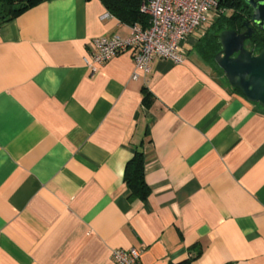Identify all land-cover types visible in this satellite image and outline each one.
Returning <instances> with one entry per match:
<instances>
[{
  "label": "crops",
  "instance_id": "0c3cea01",
  "mask_svg": "<svg viewBox=\"0 0 264 264\" xmlns=\"http://www.w3.org/2000/svg\"><path fill=\"white\" fill-rule=\"evenodd\" d=\"M115 35L130 26L100 0L0 25V264H114L131 248L139 264H264V109L201 57L199 32L180 65L131 80L121 53L91 73L92 41ZM140 147L142 202L123 183Z\"/></svg>",
  "mask_w": 264,
  "mask_h": 264
},
{
  "label": "built area",
  "instance_id": "2783aa9c",
  "mask_svg": "<svg viewBox=\"0 0 264 264\" xmlns=\"http://www.w3.org/2000/svg\"><path fill=\"white\" fill-rule=\"evenodd\" d=\"M223 0H145L140 7L148 18V26H130V36L100 37L92 41L94 52L86 61L91 73L97 67L121 53H130L134 61L131 80L150 71L155 60H165L172 65L184 62L183 44L194 32L202 36L212 19L221 16L225 9L219 7ZM136 249H115L111 252L114 264H139Z\"/></svg>",
  "mask_w": 264,
  "mask_h": 264
},
{
  "label": "trees",
  "instance_id": "16d2710c",
  "mask_svg": "<svg viewBox=\"0 0 264 264\" xmlns=\"http://www.w3.org/2000/svg\"><path fill=\"white\" fill-rule=\"evenodd\" d=\"M44 1L47 0H0V25L12 21L25 11ZM100 1L104 4L108 12L121 23L128 26L140 24L142 28L148 26L147 16L142 14L139 10L141 3L145 0ZM219 7L223 9H232L234 12L233 16L227 19L228 23L226 26L213 24L202 36V39L197 46V50L201 57L205 61L211 63H214V57L219 51V45L216 38L217 34L227 28L239 29L241 23L246 20V14L249 13V9L243 0H223L219 3ZM222 15L217 17L218 21L216 23L224 20L221 18ZM246 48L249 51H252L253 54H257L264 49V34L256 32L247 42ZM235 90L240 93L237 89ZM123 183L128 189V198L130 200L142 202L149 196L150 188L145 180L144 155L141 147L135 150L131 159L126 163L123 171ZM199 252L198 255L200 254ZM188 262L189 261L183 264H188Z\"/></svg>",
  "mask_w": 264,
  "mask_h": 264
},
{
  "label": "water",
  "instance_id": "95a60500",
  "mask_svg": "<svg viewBox=\"0 0 264 264\" xmlns=\"http://www.w3.org/2000/svg\"><path fill=\"white\" fill-rule=\"evenodd\" d=\"M243 1L249 9L246 20L239 29L227 28L217 34L219 51L214 63L231 88L264 109V49L253 54L246 48L256 32L264 34V0Z\"/></svg>",
  "mask_w": 264,
  "mask_h": 264
},
{
  "label": "flooded vegetation",
  "instance_id": "af4514ba",
  "mask_svg": "<svg viewBox=\"0 0 264 264\" xmlns=\"http://www.w3.org/2000/svg\"><path fill=\"white\" fill-rule=\"evenodd\" d=\"M244 31H245V29H241V32H244ZM254 35H255V34H254ZM254 35H253V36H254Z\"/></svg>",
  "mask_w": 264,
  "mask_h": 264
},
{
  "label": "rangeland",
  "instance_id": "374dc122",
  "mask_svg": "<svg viewBox=\"0 0 264 264\" xmlns=\"http://www.w3.org/2000/svg\"><path fill=\"white\" fill-rule=\"evenodd\" d=\"M229 14H230V12L227 13V15H229ZM227 15H226V16H227ZM213 21H214V20L212 19V22H213Z\"/></svg>",
  "mask_w": 264,
  "mask_h": 264
}]
</instances>
